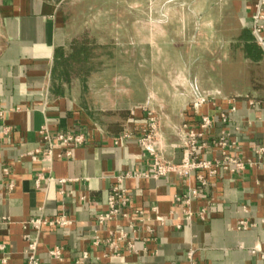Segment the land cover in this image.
Segmentation results:
<instances>
[{
	"label": "crops",
	"instance_id": "0c3cea01",
	"mask_svg": "<svg viewBox=\"0 0 264 264\" xmlns=\"http://www.w3.org/2000/svg\"><path fill=\"white\" fill-rule=\"evenodd\" d=\"M69 1L0 0V107L9 110L5 119L0 118V244L4 245L0 264H28V234L38 238L40 259L47 264H189L190 252L197 264H264V168L258 167L211 178L191 204L196 214L192 221L182 220V206L174 200L176 194L186 192L188 184L173 175L128 178L125 186L134 195L133 205L144 207L151 217L138 227V245L145 250L130 254L122 245L121 255L114 256L105 241V229L99 231L101 243L94 244L97 216L108 210L112 176L126 171L145 174L151 168L152 159L135 140L117 145L113 139L126 127L144 126L145 113L136 110L132 114L136 107L149 104L164 109L163 131L168 142L174 143L178 141L174 126L195 124L199 113L217 120L221 111L231 107L227 98L238 97L230 123L216 121L212 132L218 136L223 129L229 130L241 144L234 153L245 159L255 158V146L264 144V77L259 83L250 79L237 89L231 76L239 74L243 66L253 65L264 76V49L252 33L256 4L263 1L264 7V0H201L197 6L188 3L181 10L179 26L193 30L180 37L170 30L168 17L175 10L170 3L164 19L144 24L148 33L136 30L129 39L119 33L98 41L101 46L146 44L153 62L181 61L177 67L166 65L160 73H149L141 82V94H136L138 87L133 82L112 88L122 99L111 105L95 100V92H109L108 84L93 83L89 73L81 83L73 71L60 66L63 59L78 54L89 57L92 41L84 32L89 15L98 10L86 0ZM110 11L105 7L101 13L107 16ZM191 12L196 13L194 20L189 19ZM136 23V27L141 25ZM161 29L165 33L160 34ZM77 45L81 48L75 52ZM180 46L187 50H175ZM194 46H202V54L192 52ZM202 66L208 67L207 74L213 77L208 85L200 76ZM117 79L130 81L123 74ZM209 92L216 94L212 102L199 109L191 105L197 96ZM246 96L259 104L251 106ZM43 126L53 134L86 132V144L77 147L72 156H60L62 150L56 147L49 162L35 153L45 148L40 134ZM236 126L243 131L237 132ZM6 127L9 131L4 133ZM168 150L174 151L170 146ZM174 153L179 160L181 151ZM204 156L218 157V152ZM49 172L68 181L63 185L43 179L36 183L38 174ZM191 185L197 186L195 177ZM152 203L159 206L161 214L179 210L177 218L182 228L177 229L173 222L161 225L150 212ZM204 205L209 209L202 220L197 212ZM62 214L73 224L45 226L39 232L23 224L31 218ZM240 220L251 226L238 229ZM115 227V222L107 225V229ZM148 228L154 230L152 236ZM56 247H61V259L49 254ZM84 252L88 257L80 260Z\"/></svg>",
	"mask_w": 264,
	"mask_h": 264
},
{
	"label": "built area",
	"instance_id": "2783aa9c",
	"mask_svg": "<svg viewBox=\"0 0 264 264\" xmlns=\"http://www.w3.org/2000/svg\"><path fill=\"white\" fill-rule=\"evenodd\" d=\"M256 12L252 17V33L255 36V42L264 49V7L263 1L256 4ZM216 94L209 92L205 96H197L192 106L197 109L203 105L210 103L215 98ZM251 106H257L259 102L246 96ZM238 97L227 98L231 107L228 111H221L219 117L216 118L209 114L199 113L198 120L195 124L184 122L180 126H174V132L178 136V141L169 143L162 127L164 118L163 112L155 110L149 104L140 105L132 111L142 110L145 113V124L140 129H133L130 127L124 128L120 134L116 135L114 143L119 145L126 141L135 140L140 148L146 152L152 159L150 171L145 174L137 172L126 171L112 176L113 185L108 197V210L101 212L97 216V226L95 230L94 244L99 245L102 241L100 229L108 231L106 243L109 245L114 256L121 255L120 247L125 246V250L130 254H139L145 248L139 247L141 242L139 236V223L144 220H150L149 213L144 207H135L133 205L134 195L125 186V180L139 176H145L152 179H161L170 175L177 177L179 180L188 184L187 190L183 194H176L174 200L176 204L182 206L184 213V221H192L194 212L191 210V204L196 198L201 195V189L207 188L210 179L218 174H238L246 170L258 167L264 168V144H258L254 148L255 158H242L238 156L235 151L241 148V144L237 139L232 137V133L223 129L219 135H215L212 130L216 121L223 124H229L231 121V114L237 111L236 101ZM8 109L0 107V118L5 119ZM237 132L243 131V128L236 126ZM9 131V127L4 129V133ZM40 134L45 141L44 149H37L35 153H41L49 162L53 161V151L59 147L62 152L60 156H72L73 151L77 147L86 144V132L83 131H60L53 134L47 126L40 129ZM169 146L174 151H181V158L175 159L174 151L168 150ZM214 150L218 152V157L207 158L204 155L211 154ZM33 154V153H32ZM7 174L8 168L5 170ZM196 178L197 186L191 185L192 178ZM58 181L61 185L67 182V179L55 178L53 175L40 173L37 175L36 183L40 180ZM9 188L13 189V183L9 184ZM208 206H202L197 216L204 220L208 212ZM150 212L154 214V218L161 224H174L177 229L182 228L181 220L177 218L179 210H172L169 214H161L159 206L156 203L150 205ZM8 221V218H3ZM111 222L116 223L114 229H107V225ZM124 222V223H123ZM25 228H32L39 232L45 226H70L73 220L68 218L65 214L59 215L55 218L36 217L23 222ZM245 220L238 222V229H245L250 227ZM150 236L153 235L154 230L148 228ZM28 241L25 253L27 255L28 264H47L41 261L39 256V240L30 234L26 235ZM104 241V240H103ZM4 245L0 244V249ZM254 251V250H253ZM49 254L61 259V247H56L49 251ZM88 253L84 252L80 260L86 259ZM189 264H197L193 253H189Z\"/></svg>",
	"mask_w": 264,
	"mask_h": 264
},
{
	"label": "rangeland",
	"instance_id": "374dc122",
	"mask_svg": "<svg viewBox=\"0 0 264 264\" xmlns=\"http://www.w3.org/2000/svg\"><path fill=\"white\" fill-rule=\"evenodd\" d=\"M199 1L201 0H86V3L98 9L95 10L92 15H89V25L88 27H85L86 29L84 32L85 36L90 38L92 41V43H90L91 47L88 49L89 57L85 59V57L82 55L79 56L78 54L64 62L63 59L60 66L62 70L65 69L73 71L75 76H72L81 80V83L85 82V73H89L90 81L93 83L95 82L96 84H101L104 82L105 84H108L110 90L107 94L101 95L98 91L95 92V100H97L99 103L111 105V103L121 100V95H118L115 90L112 91V88L123 85L125 86L129 82L135 83L138 87L136 94H141V82L145 81V78L147 75H149V73L156 70L158 73H160L163 70L162 68H164L166 65L177 67L181 64V61L178 59H158L157 62H153V60L148 58L150 48L146 44L136 47L128 46V43L119 46L115 44L101 46L98 41L108 37L111 39L113 36H117L119 33L124 34L127 39L131 38L136 34L137 31L139 32V30L143 34L148 33V28L144 27V24L151 20L160 21L164 19L165 8L170 3H173L175 9L171 11L168 17L171 33L177 37H180L186 33L187 35L191 34V31L193 30L191 27L183 28L179 26V22L182 18L181 10L186 7V4L188 3L197 6ZM67 2L70 1L67 0ZM105 7L111 8L110 14L107 16L104 14V12L101 13L102 8ZM191 13L192 14L189 16V19L194 20L196 18V13ZM193 13L195 15H193ZM137 21L141 23V25L138 27L135 25ZM117 22H120L119 26ZM159 33H165L164 29H161ZM197 46L191 47L190 50H192V52H200L202 54L204 50L203 47L200 46L199 48ZM80 48V45H77L75 46L74 51L77 52L80 50ZM178 49L179 51L187 50V48L183 46L175 48L177 51ZM200 72V76L203 77L206 85L213 82L212 75L207 74L208 67H205V69L203 66L200 67ZM260 72H262L261 69L255 65L247 67L243 66V69L239 74L231 76V80L237 89H242V87H244L250 79L253 80V83H259L261 78L264 77L260 74ZM118 74H123V76L125 78H129L130 81L117 79ZM113 84L115 86H112ZM222 84L224 85V82H222ZM154 109L159 112H163L164 110L162 108L159 109V107Z\"/></svg>",
	"mask_w": 264,
	"mask_h": 264
},
{
	"label": "trees",
	"instance_id": "16d2710c",
	"mask_svg": "<svg viewBox=\"0 0 264 264\" xmlns=\"http://www.w3.org/2000/svg\"><path fill=\"white\" fill-rule=\"evenodd\" d=\"M79 55H82V54H79ZM67 59H69V58L64 59L63 62L66 61ZM85 59H86V58H85Z\"/></svg>",
	"mask_w": 264,
	"mask_h": 264
}]
</instances>
